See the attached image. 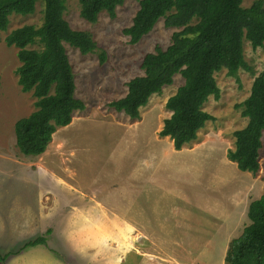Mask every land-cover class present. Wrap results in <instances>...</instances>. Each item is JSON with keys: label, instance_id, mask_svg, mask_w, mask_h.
Segmentation results:
<instances>
[{"label": "rangeland", "instance_id": "rangeland-1", "mask_svg": "<svg viewBox=\"0 0 264 264\" xmlns=\"http://www.w3.org/2000/svg\"><path fill=\"white\" fill-rule=\"evenodd\" d=\"M139 7L140 0H125L116 17L102 12L92 23L81 16L79 0H67L65 18L74 29L90 31L99 49L82 54L65 44L76 96L86 108L58 127L38 156L25 155L16 142L15 124L36 109V98L22 89L19 48L5 38L22 25H41L43 0L31 14H12L7 30H0V254L38 236L47 240L0 264H228L229 242L250 223L249 205L264 193V133L258 173L241 170L227 156L233 132L248 122L236 105L250 95L264 50L244 39L254 71L240 69L238 78L225 68L216 73L220 97L204 105L215 120L177 150L160 131L171 115L168 98L185 82L181 74L150 98L140 120L109 106L126 95L131 78L145 74V54L169 46L179 30L161 18L131 43L123 30Z\"/></svg>", "mask_w": 264, "mask_h": 264}, {"label": "trees", "instance_id": "trees-1", "mask_svg": "<svg viewBox=\"0 0 264 264\" xmlns=\"http://www.w3.org/2000/svg\"><path fill=\"white\" fill-rule=\"evenodd\" d=\"M40 0H0V30H7L14 13L35 12ZM125 0H79L80 14L89 22L98 21L102 12L116 17L117 7ZM44 20L41 25L25 24L10 31L5 41L16 46L21 65L19 83L24 91H32L36 109L15 124L16 142L25 155H41L53 139L58 127L73 121V114L86 108L76 96V77L66 43L82 54L99 49L88 30L74 29L65 18L67 0H43ZM243 0H140L132 24L123 31L131 43L139 42L164 18L167 27L179 30L166 48L156 46L145 54L141 68L145 74L127 82L128 91L109 106L140 120L142 108L154 94L174 82L176 74L184 84L171 95L166 107L171 115L163 121L161 136L173 140L177 150L199 138L200 130L215 116L204 109L210 96L219 98L216 73L227 69L238 78V71L253 72L244 56V39L254 48L264 50V0H255L244 7ZM37 44L38 48L30 45ZM101 62L107 59L102 50ZM248 118L247 124L233 132L235 144L227 152L230 160L243 171L258 173L264 133V66L255 77L250 95L236 105ZM250 223L229 242L228 264H264V193L251 201L248 208ZM43 236L30 239L16 251L0 254L4 262L22 249L46 244Z\"/></svg>", "mask_w": 264, "mask_h": 264}, {"label": "crops", "instance_id": "crops-1", "mask_svg": "<svg viewBox=\"0 0 264 264\" xmlns=\"http://www.w3.org/2000/svg\"><path fill=\"white\" fill-rule=\"evenodd\" d=\"M39 245H43V244H38V246H39ZM35 246H37V245H35Z\"/></svg>", "mask_w": 264, "mask_h": 264}]
</instances>
